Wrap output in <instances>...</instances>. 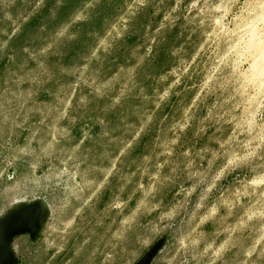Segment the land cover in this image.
Returning a JSON list of instances; mask_svg holds the SVG:
<instances>
[{
    "label": "rangeland",
    "instance_id": "rangeland-1",
    "mask_svg": "<svg viewBox=\"0 0 264 264\" xmlns=\"http://www.w3.org/2000/svg\"><path fill=\"white\" fill-rule=\"evenodd\" d=\"M249 41L264 0H0V217L50 210L14 264H264Z\"/></svg>",
    "mask_w": 264,
    "mask_h": 264
},
{
    "label": "water",
    "instance_id": "water-1",
    "mask_svg": "<svg viewBox=\"0 0 264 264\" xmlns=\"http://www.w3.org/2000/svg\"><path fill=\"white\" fill-rule=\"evenodd\" d=\"M48 215L49 210L45 202L34 200L0 217V264H14L15 262L16 256L9 240L22 234H29L33 238L38 237ZM161 245L162 243H158L152 253L139 264H151Z\"/></svg>",
    "mask_w": 264,
    "mask_h": 264
},
{
    "label": "bare ground",
    "instance_id": "bare-ground-1",
    "mask_svg": "<svg viewBox=\"0 0 264 264\" xmlns=\"http://www.w3.org/2000/svg\"><path fill=\"white\" fill-rule=\"evenodd\" d=\"M257 37V36H256ZM256 40V39H255ZM250 42V41H249ZM264 42V41H263ZM250 45H249V49L250 50H254V51H256V52H258L259 53V55H261L260 56V58H259V63L257 64V69H255L256 70V72H257V74H260L261 76H264V43H260V42H250L249 43ZM43 201V200H42ZM45 202V201H44ZM27 203H18V204H16L11 210H14V209H16V208H18V207H20V206H23V205H26ZM45 204L47 205V207H48V210H49V206H48V204L45 202ZM10 210V211H11ZM50 211V210H49ZM40 234V233H39ZM38 234V235H39Z\"/></svg>",
    "mask_w": 264,
    "mask_h": 264
}]
</instances>
